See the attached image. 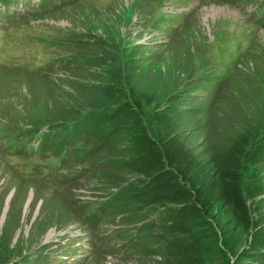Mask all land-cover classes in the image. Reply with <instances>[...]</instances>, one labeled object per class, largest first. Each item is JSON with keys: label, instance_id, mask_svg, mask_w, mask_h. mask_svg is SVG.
<instances>
[{"label": "rangeland", "instance_id": "1", "mask_svg": "<svg viewBox=\"0 0 264 264\" xmlns=\"http://www.w3.org/2000/svg\"><path fill=\"white\" fill-rule=\"evenodd\" d=\"M39 1L21 0L11 8L0 2V68L19 72L0 80V224L9 217L16 244L9 253L21 252L33 264H43V256L50 264H153V258L120 247L131 238L132 224L107 217L96 230L86 227V213L115 192L98 172L56 183L64 174L56 171L44 182L60 166L57 156L16 157L27 153L17 136L27 133L23 139L35 152L53 124L70 121L60 119L74 112L77 92L71 84L85 75L79 65L108 53L103 64L134 69L130 81L153 102L144 106L146 114L167 108L173 97L186 104L189 112H181L179 124L198 151H208L217 130L237 119L251 129L259 125L255 131L264 138V29L250 17L256 5L201 0L192 10L193 0H81L39 10ZM162 11L178 20L158 24ZM184 13L191 16L184 19ZM238 37H247L248 47L232 64L237 57L228 58L229 46L236 51ZM68 54L76 55L78 67H60ZM50 59L57 66L40 73ZM78 170L65 164L66 173ZM251 176L264 190V169L247 171L246 187ZM256 202L264 212V194Z\"/></svg>", "mask_w": 264, "mask_h": 264}, {"label": "trees", "instance_id": "2", "mask_svg": "<svg viewBox=\"0 0 264 264\" xmlns=\"http://www.w3.org/2000/svg\"><path fill=\"white\" fill-rule=\"evenodd\" d=\"M155 21L166 23L161 13ZM65 57L62 68L78 67L75 54ZM108 57L96 54L79 65L85 75L71 84L74 112L60 119L70 121L52 123L55 139L47 146L58 157L71 155L70 167L80 168L82 178L98 172L114 188L89 225L107 217L132 224L131 238L120 247L153 264H264V212L256 202L264 190L252 176L248 187L244 181L247 171L264 169L259 125L251 129L237 119L217 130L208 151H198L179 124L186 104L173 97L167 108L146 114L144 106L153 102L130 81L134 69L103 64ZM10 229L8 217L0 224V264H33L21 252L9 253L16 247Z\"/></svg>", "mask_w": 264, "mask_h": 264}, {"label": "bare ground", "instance_id": "3", "mask_svg": "<svg viewBox=\"0 0 264 264\" xmlns=\"http://www.w3.org/2000/svg\"><path fill=\"white\" fill-rule=\"evenodd\" d=\"M132 3V2H131ZM130 5V3H129ZM260 33L263 35L264 32L260 31ZM13 74H19V72L17 71H13V70H8V69H4V68H0V80H8L7 78H10L11 75ZM24 74V73H22ZM25 75V74H24ZM26 76V75H25ZM35 80V79H34ZM38 80V79H37ZM2 161V160H1Z\"/></svg>", "mask_w": 264, "mask_h": 264}]
</instances>
